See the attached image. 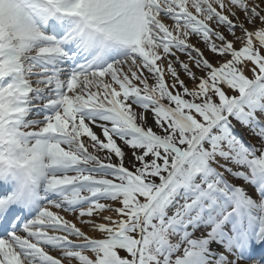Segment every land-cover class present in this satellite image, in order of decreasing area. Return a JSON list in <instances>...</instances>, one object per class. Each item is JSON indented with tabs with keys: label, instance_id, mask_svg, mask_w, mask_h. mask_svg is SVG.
I'll list each match as a JSON object with an SVG mask.
<instances>
[{
	"label": "snow or ice",
	"instance_id": "6c2138e0",
	"mask_svg": "<svg viewBox=\"0 0 264 264\" xmlns=\"http://www.w3.org/2000/svg\"><path fill=\"white\" fill-rule=\"evenodd\" d=\"M73 262L264 264V0H0V264Z\"/></svg>",
	"mask_w": 264,
	"mask_h": 264
},
{
	"label": "bare ground",
	"instance_id": "6f19581e",
	"mask_svg": "<svg viewBox=\"0 0 264 264\" xmlns=\"http://www.w3.org/2000/svg\"><path fill=\"white\" fill-rule=\"evenodd\" d=\"M69 218H71V217H69Z\"/></svg>",
	"mask_w": 264,
	"mask_h": 264
}]
</instances>
